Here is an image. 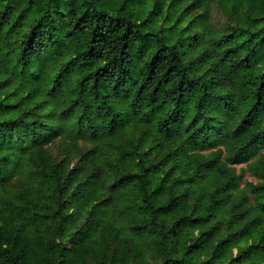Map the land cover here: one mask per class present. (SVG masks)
I'll return each instance as SVG.
<instances>
[{"label":"trees","instance_id":"trees-1","mask_svg":"<svg viewBox=\"0 0 264 264\" xmlns=\"http://www.w3.org/2000/svg\"><path fill=\"white\" fill-rule=\"evenodd\" d=\"M188 1L0 0V264H264V0Z\"/></svg>","mask_w":264,"mask_h":264},{"label":"rangeland","instance_id":"rangeland-1","mask_svg":"<svg viewBox=\"0 0 264 264\" xmlns=\"http://www.w3.org/2000/svg\"><path fill=\"white\" fill-rule=\"evenodd\" d=\"M186 4L192 5L190 3V0L188 2H186ZM167 6H168V4L166 3L165 8H167ZM142 8H143V6H141V5H138V4L135 5V10H137L139 12L141 18H144V15L140 12V9L142 10ZM191 9H193V8H191ZM197 11L198 12L194 11V15L201 13V11H199V10H197ZM181 14L182 13H180L179 15L176 14V16L179 18V16H181ZM197 23H198V20H197ZM232 26H234V22H232L225 15H223L218 9L213 7V9L211 11V24L209 26L210 27L209 31L211 33H213L215 30H217V31L219 30V32H221V33L230 34ZM194 40H195V38L193 37L190 41H194ZM56 151H57V145H56V143H54L52 148H51V152L55 153ZM254 162H257V164H262L264 162V156L259 154L256 157H254L249 163H254ZM247 165L248 164L234 165V167L236 169V175H237V184L239 187H244L248 183L255 184L258 182L256 179H254L249 174ZM11 197H12V194L9 191H7L6 189L0 188V225H1V217L3 215L1 212V210L3 208V202L9 201V199ZM3 213H4V211H3ZM143 245H144L143 250L145 251V254H146L148 261L153 262L154 260H156V258L159 257L155 253V243H154L153 239H151V238L145 239Z\"/></svg>","mask_w":264,"mask_h":264}]
</instances>
